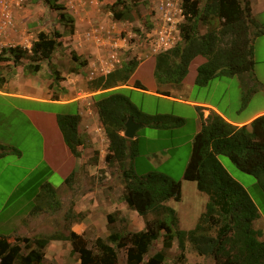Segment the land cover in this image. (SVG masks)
I'll return each mask as SVG.
<instances>
[{"label":"trees","instance_id":"16d2710c","mask_svg":"<svg viewBox=\"0 0 264 264\" xmlns=\"http://www.w3.org/2000/svg\"><path fill=\"white\" fill-rule=\"evenodd\" d=\"M43 1L59 11L60 21L65 23L69 33H74V19L65 12V5L59 0ZM181 4L185 17L181 40L173 49L156 57L158 81L175 82V79L181 84L191 62L199 56L205 61L198 67L195 82L198 86H207L217 77L253 75L257 63L255 39L264 34V28L253 17L251 0H205L203 5L201 0H181ZM106 6L117 21L132 22L141 18V12L126 0H116ZM202 25L206 27L204 32L200 31ZM62 37L58 29L40 31L30 49L20 45L4 47L0 51V85L7 82L4 62L12 61L27 73L40 71L44 61L52 67L51 60L63 44ZM86 63L82 61L80 65ZM139 64L136 57L127 56L120 66L94 79L90 86L111 89L96 103L109 139L106 161L121 171L125 184L123 201L144 218L145 229L126 233L111 231L106 238L98 236L93 247L74 231L68 235L56 233L38 237L34 241L29 237L0 235V264H43L47 258L45 249L54 239L71 241L72 253L79 255L80 264H117L120 249L127 250V264H165L166 250L173 246L176 238L181 251L179 258L184 264L187 243L198 255L213 259L215 264H264L263 231L254 225L261 209L245 185L234 178L220 160L221 155L228 156L240 170L254 175L264 192V113L244 125L230 122L215 110L207 118L202 115L184 178L195 182L197 189L207 194L208 201L195 226L182 229L180 212L167 204L170 200L183 199L181 181L157 170L137 173L132 161L138 138L130 139L123 134L129 116L157 128L183 123L182 118L174 115L144 112L123 93L124 89L116 88L129 82ZM134 86L147 89L140 80ZM158 92L170 95L167 91ZM80 120L78 114L58 116L65 141L76 157L82 155L79 148L84 144L79 131ZM9 152L19 154L17 149L0 144V156ZM74 175L67 178L68 184L72 183ZM36 196L38 201L61 204L56 188L49 182L43 183ZM37 208L41 209L39 205ZM115 215L116 212L108 214L109 225L116 222ZM161 238L163 249L149 256L151 248Z\"/></svg>","mask_w":264,"mask_h":264},{"label":"rangeland","instance_id":"374dc122","mask_svg":"<svg viewBox=\"0 0 264 264\" xmlns=\"http://www.w3.org/2000/svg\"><path fill=\"white\" fill-rule=\"evenodd\" d=\"M108 1V4H112L116 0ZM126 1L141 12L140 19L137 18L132 22L128 21L124 25V31L131 35L130 41L134 45L133 49H128L127 56L135 57L139 54L138 51H143L141 49L142 38L147 31H150L153 25L150 18L152 15L151 4L149 0ZM204 2L205 0H201V5ZM106 5L103 7L108 10ZM184 21L185 17L183 16L179 23L180 33L182 30L181 24ZM54 29L56 28L51 27L46 32ZM200 31H206V27L202 25ZM22 47L30 49L32 45L31 47ZM255 48L257 49V63L253 70V75L245 77L244 81L240 77L233 76L214 78L207 86L194 84L198 74L199 61L200 59L203 60L201 57L200 59H194L196 61L193 64L192 61L189 66L188 74L183 82L188 85H192L193 83V87L191 90H185L182 88L183 82L178 84L175 79H173L175 82L171 80L160 82L157 80L152 69L158 55H151L141 60L144 61V64L135 70L132 75V82L135 85V82L140 80L141 82L143 81V84H146L149 90L153 89L157 90V92H166L169 90L172 94L178 97L181 96L180 98L183 99L189 98L192 101L212 102L219 106L220 110L227 117L235 120H244L258 110L264 109V36L255 39ZM59 65L65 68L70 67V64L64 61V58L61 59ZM7 66H11L9 69L11 73L15 71L13 63L8 62ZM123 93L128 95L132 102L148 114H169L183 119L181 125L176 124L170 128H157L144 125L138 129L135 169L139 174L157 170L170 175L177 181H181L183 199L181 201L170 200L169 203L180 212L183 219V226L192 228L197 223L199 212L205 209V199L207 198L206 194L201 193L197 189L195 182L184 178L192 155L194 138L197 134V126L200 118L199 109L194 105L174 101L168 97L152 95L144 89H127ZM103 96L100 98H103ZM9 104L8 107L4 105L0 97V108L2 107L0 110V137L5 140L9 147L18 148L19 153L22 150L23 156L18 159V155L14 154L0 158V235L9 234V219L26 215L32 208V212L38 209L34 206V200L31 202L30 199L36 196L38 194L37 192L41 190L38 187L44 180H48L56 186H62L64 180L69 175L67 174L68 169L74 166V161H78L66 143L59 124L51 120L50 116V121L46 124L49 139L47 152L51 160H55L60 164V169L55 168L50 172L43 161V156L45 155V152H43V133L33 127L23 112L12 109V106ZM40 109L46 113L48 111L54 113V110L63 112V107L54 103L41 102ZM79 149L81 150V146ZM95 158L93 157L92 159ZM220 160L229 173L237 180L240 179L241 181H239L247 187V190L259 205L264 215V192L260 188L256 177L240 170L228 156L221 155ZM7 162H11V164L8 165ZM109 167L110 174H107L103 170L95 174L84 170L81 174L74 175V180L70 185H73L75 190L72 189L71 191L65 187V189L58 192V199L61 200L60 205L56 206L55 204L52 205L39 201V206L41 207V211L39 212L42 215L41 218L44 219L41 224L46 223L45 230L41 233L42 235L40 237H46L56 233H70L69 224L66 221L70 217V212L73 213L75 200L79 199L81 195H87L83 202V207H87L95 198L101 199L103 191L109 190V187H112V189L116 188L118 199L120 201L124 200L125 184L122 173L117 166L109 165ZM88 212H90V208L84 210L80 214V217H84ZM114 212H116V222L108 225L109 232H137L141 230L143 223H145L144 218L135 214L134 210L129 206H124L123 210L118 209ZM11 224L13 223L11 222ZM84 237L89 243L88 246L93 247V243L98 236L95 230L88 229L85 231ZM103 237L106 238V236ZM36 238L38 237H33L31 240L34 241ZM162 249L163 238L155 242L149 256H152ZM180 253L178 239L176 238L173 246L166 250L165 264H184L179 258ZM47 254V258L43 264H50L51 262L57 264H75V261L80 264L77 253L62 252L57 254L58 260L55 259L52 248ZM185 255V264H215L213 259L200 256L193 251L189 243L186 245ZM117 264H127L126 249L119 250Z\"/></svg>","mask_w":264,"mask_h":264},{"label":"crops","instance_id":"0c3cea01","mask_svg":"<svg viewBox=\"0 0 264 264\" xmlns=\"http://www.w3.org/2000/svg\"><path fill=\"white\" fill-rule=\"evenodd\" d=\"M149 1L152 12L150 18L153 24L158 16H156L155 13V3L158 0ZM108 2V0H59V3L65 5V12L74 19L75 31L74 33H69L67 30L68 27L65 25V23L60 21L59 11L51 8L43 0H24L22 8L18 9L15 14L16 24L9 31L8 38L12 44L14 46L20 45L25 47H31L33 41L36 39L40 31H48L51 27H55L63 33V44L61 48H58L51 60L52 67L47 61H44L42 63L41 70L36 73H27L25 72L24 68L19 66H13L15 71L11 73L9 71L11 66H7L8 62H4L2 64L4 66L3 72L7 77V82L4 85H0V97L2 98L4 105H7L8 107V103H10L9 105L12 106V109L23 112L33 127L43 133V152H45L43 161L50 172H52V170L55 168L60 169V164L55 160H51L48 155L47 148L49 139L47 135L48 130L46 128V124L48 121H50V116L51 120L58 124L59 115L78 114L81 117L79 131L83 137L84 144L81 146L82 155L80 157L75 156L78 161H74V166L69 168L67 171V174H69L68 177L73 173L75 175L81 174L84 170L91 174H95L102 170L106 171L107 174H110V167L106 161V155L109 152V139L99 116L96 103L98 100H100V97H102L111 89L103 90L91 88L90 83L96 78L106 76L116 67L120 66L122 61L126 59L128 49H133L134 45L130 41L131 35L125 33L124 31V25L128 21L115 20L112 16V13L103 7L108 4ZM251 7L253 17L259 23V26L264 28V0H251ZM94 28L103 29L101 35L104 38L105 44H101L95 39L87 37V33L92 31ZM262 36H264V34L259 35L258 38ZM110 43H115L119 46L121 63L117 66H113L112 64L110 57ZM143 47L141 49H144ZM256 50L257 49L255 48V55L257 59ZM138 52L141 53V51ZM75 56L78 57V60L75 59ZM62 58H64V61L70 64L69 68L59 65V62H61ZM196 58L200 59L201 56ZM82 61H86V65L81 66L80 62ZM195 61L196 60H193L192 64ZM204 61L205 58H203V60L200 59L199 65ZM9 63H12V61H9ZM143 64L144 61H140L137 69L142 67ZM155 67L156 62L153 64L152 69L154 76ZM93 69L98 70L97 74L94 76L90 74L91 70ZM55 76L58 78L56 79ZM241 78L243 81L245 80L243 77H240V79ZM144 85L147 88L146 84ZM192 87L193 83L192 85H188L187 83L183 82L182 88L185 90H191ZM116 88H121L124 90H142L141 88H136L134 86L132 77L127 84L118 86ZM145 90L152 95H158L161 97L164 96L174 101L196 106L200 111L197 132L200 130L202 125V115L204 118H207L213 110L217 111L236 125L249 124L258 115L264 113V109L258 110L249 118L244 120H235L227 117L220 110L219 106L212 102L196 100L192 101L189 98L183 99L180 98L181 96L178 97L172 94V92L169 90L167 91L170 92V95L159 93L157 90L153 89L149 90L147 88ZM41 102L58 104L59 106L63 107V112H57L54 110V113L50 111L46 113L40 109ZM1 109L2 107L0 110ZM0 144L7 145L5 140H3L1 137ZM17 150L19 149L17 148ZM14 154L17 153L9 152L0 156V158ZM17 155L18 159L22 158V150H20V153ZM93 157L97 158L92 159ZM132 162L136 168L135 158ZM7 164L10 165L11 162H7ZM110 177L112 178V176ZM67 178L64 180L62 186H56L48 180H44L42 184L45 182L51 183L56 188L57 192L65 189V187L69 188L71 191L72 189L75 190V187L70 185L72 183H69L68 186ZM41 185L38 188H41ZM113 189L112 187H109V190H104L102 198H95L87 207H83V202L87 196L86 194L81 195L79 199L75 200L73 204V213L70 212V217L67 218L66 221L69 224V231H74L77 234L84 236L86 230L93 229L97 232V236H108L110 234L108 227L109 222L107 218L108 214L113 213L118 209L123 210L124 206H128L125 201H120L118 199L116 188ZM40 191L41 190H39V192ZM31 198L32 199H30V201L33 202L34 200V206L37 208V205H39L37 196H33ZM207 201L208 196L205 199L206 204ZM169 202L167 204L171 205ZM87 208H90V212H88V214L84 217H80V214L83 213ZM32 210L26 215L15 217V219H9V234L5 235L12 238L17 236L29 238L40 237L42 235L41 233L45 230L46 223L41 224L44 219L41 218L42 215L39 212L41 211L40 209H36L33 212ZM204 210L199 212L198 218ZM134 212L137 214L136 211ZM260 213L261 215L255 220L254 225L257 229H261L263 231L262 239H264V215L262 210H260ZM179 218V226L182 229H191L183 226V219L180 213ZM11 222L13 224H11ZM194 226L195 225H193V227ZM143 228H145V223H143L141 230H143ZM51 248L55 259L58 260L57 254L62 252L72 253L73 245L69 240L54 239L47 245L45 249L46 254ZM74 263L79 264L77 261Z\"/></svg>","mask_w":264,"mask_h":264},{"label":"built area","instance_id":"2783aa9c","mask_svg":"<svg viewBox=\"0 0 264 264\" xmlns=\"http://www.w3.org/2000/svg\"><path fill=\"white\" fill-rule=\"evenodd\" d=\"M23 4L24 0H0V51L4 47L14 46L8 38L9 31L16 24L15 14ZM155 6V13L158 16L152 29L142 38L143 51L135 56L140 61L173 49L181 40L179 23L184 16L181 0H158ZM102 31V28H94L87 33V37L105 44ZM110 46L112 64L117 66L121 63L119 46L115 43H110ZM97 72V69H93L90 74L94 76Z\"/></svg>","mask_w":264,"mask_h":264},{"label":"water","instance_id":"95a60500","mask_svg":"<svg viewBox=\"0 0 264 264\" xmlns=\"http://www.w3.org/2000/svg\"><path fill=\"white\" fill-rule=\"evenodd\" d=\"M142 126H144L143 122H138L135 120L133 116H129L123 134L124 136L130 139L135 138L138 129L141 128Z\"/></svg>","mask_w":264,"mask_h":264}]
</instances>
